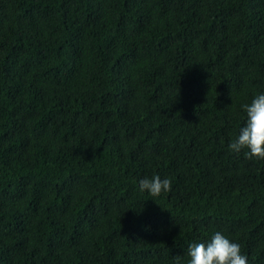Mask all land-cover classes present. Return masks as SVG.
Wrapping results in <instances>:
<instances>
[{"label": "trees", "instance_id": "16d2710c", "mask_svg": "<svg viewBox=\"0 0 264 264\" xmlns=\"http://www.w3.org/2000/svg\"><path fill=\"white\" fill-rule=\"evenodd\" d=\"M258 94L264 0H0V264H264Z\"/></svg>", "mask_w": 264, "mask_h": 264}, {"label": "clouds", "instance_id": "9594fccd", "mask_svg": "<svg viewBox=\"0 0 264 264\" xmlns=\"http://www.w3.org/2000/svg\"><path fill=\"white\" fill-rule=\"evenodd\" d=\"M241 107L246 113L247 122L229 148L236 154L247 150L244 154L248 159H264V94L256 95L250 104ZM139 186L142 192L146 191L153 197L170 192L172 187L169 179H161L158 175L141 179ZM188 256V264H248L240 245L221 232H216L207 243L190 245Z\"/></svg>", "mask_w": 264, "mask_h": 264}]
</instances>
